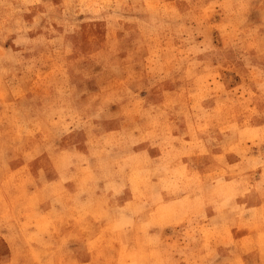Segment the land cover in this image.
Here are the masks:
<instances>
[{
  "label": "rangeland",
  "instance_id": "1",
  "mask_svg": "<svg viewBox=\"0 0 264 264\" xmlns=\"http://www.w3.org/2000/svg\"><path fill=\"white\" fill-rule=\"evenodd\" d=\"M257 194L264 0H0V264H264Z\"/></svg>",
  "mask_w": 264,
  "mask_h": 264
},
{
  "label": "crops",
  "instance_id": "2",
  "mask_svg": "<svg viewBox=\"0 0 264 264\" xmlns=\"http://www.w3.org/2000/svg\"><path fill=\"white\" fill-rule=\"evenodd\" d=\"M250 203H251V205L253 207H260V206H262L264 204V197H262L261 195L257 194L256 198H252V201ZM237 233L243 234L244 231L237 232Z\"/></svg>",
  "mask_w": 264,
  "mask_h": 264
}]
</instances>
